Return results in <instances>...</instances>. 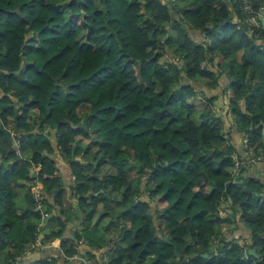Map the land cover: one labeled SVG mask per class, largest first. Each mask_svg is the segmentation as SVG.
<instances>
[{
	"label": "trees",
	"instance_id": "1",
	"mask_svg": "<svg viewBox=\"0 0 264 264\" xmlns=\"http://www.w3.org/2000/svg\"><path fill=\"white\" fill-rule=\"evenodd\" d=\"M262 9L0 0V126L18 139L0 132V264H60L79 241L114 247L108 264H264V28L245 21Z\"/></svg>",
	"mask_w": 264,
	"mask_h": 264
},
{
	"label": "crops",
	"instance_id": "2",
	"mask_svg": "<svg viewBox=\"0 0 264 264\" xmlns=\"http://www.w3.org/2000/svg\"><path fill=\"white\" fill-rule=\"evenodd\" d=\"M222 83L223 82L221 81L220 84H222ZM220 86L221 85H219L215 90H211V91L207 90L204 86H202V87L204 88V90H206V93L215 95V94H220ZM219 100H221L220 101L221 108H224L223 113L225 114L226 107L224 106V99L219 98L218 101ZM220 114H221V112H220ZM60 166H62V169L64 172L67 171L65 165L63 166V164H61ZM60 166H59V168H60ZM103 222L101 223V225H103ZM77 227H78V223H74L73 225L70 226L69 231L71 232V230L73 231ZM115 234H116V232H114V235ZM54 241H58V243H59L58 239H55L52 242H54ZM80 242L81 241L77 242V246L75 247L76 253L73 256L74 260L66 261V263H70V264H108L109 258L114 257V254H111V256L109 257L108 252H107L108 251L107 249L114 248V247H98V249H96L95 247H87L85 244L80 243ZM58 245L55 247H52L51 249H54V250L59 249ZM25 255H27V257L32 256V254H30V253H26ZM61 264H64L63 261L61 262ZM141 264H147V263L143 262Z\"/></svg>",
	"mask_w": 264,
	"mask_h": 264
},
{
	"label": "rangeland",
	"instance_id": "3",
	"mask_svg": "<svg viewBox=\"0 0 264 264\" xmlns=\"http://www.w3.org/2000/svg\"><path fill=\"white\" fill-rule=\"evenodd\" d=\"M242 2H243V0H242ZM245 2V1H244ZM246 8V7H245ZM248 17V16H247ZM245 21L247 22V23H249L248 21H247V18L245 19ZM198 98L199 97H197V99L196 100H198ZM220 101L221 100H217L215 103H214V106H213V110L214 111H216L217 112V114H219V111L221 112V114H224L223 112H224V108H221V104H220ZM15 114V113H14ZM15 116V115H14ZM8 127V128H7ZM6 128L7 129H12L13 128V125H12V123L11 124H9L8 126H7ZM9 133L11 134V141H10V143L14 146V147H18V142H17V140L18 139H16V135L14 134V133H12V132H10L9 131ZM14 138H15V140H14ZM77 140H76V144H78V145H82V146H84L85 144H86V142L87 141H85V140H82V139H80V138H76ZM28 156V154L27 153H25V154H23V157H27ZM24 160H25V158H23ZM18 167L19 168H22V165L21 164H18ZM35 172L36 171H38V168H35V169H33ZM18 182H19V180H18ZM24 182V181H23ZM36 183H38L37 181H35ZM35 182H30L29 183V181H28V183H25L24 182V184H26L27 186H29V189L30 188H32L31 186L35 183ZM37 187L38 188H40L41 187V184H37ZM31 193V192H30ZM41 199V198H40ZM40 206V205H39ZM40 226V225H39ZM228 226H230V225H228ZM225 228H226V226H224ZM53 246L52 247H55V246H57L59 243H58V241H54L53 243ZM57 248V247H56ZM40 248H36V250H39ZM61 253V255H62V252H60ZM108 255H109V257L111 256V254L110 253H108ZM44 256V255H43ZM63 256V255H62ZM66 258L67 257H64L63 256V259H64V261H63V263L65 262V261H72V260H74V257H68L69 258V260H66ZM49 258H47V260H48ZM110 259H112V258H109V261H110ZM61 264V263H60ZM66 264H70V263H66Z\"/></svg>",
	"mask_w": 264,
	"mask_h": 264
},
{
	"label": "built area",
	"instance_id": "4",
	"mask_svg": "<svg viewBox=\"0 0 264 264\" xmlns=\"http://www.w3.org/2000/svg\"><path fill=\"white\" fill-rule=\"evenodd\" d=\"M247 21L249 22V24L251 25H254L255 27H258L260 25V21L258 20V13L254 14L252 13L248 18H247ZM238 164L235 163L234 165V170L237 168ZM37 184L38 183H34L30 188V192H31V195H32V198L34 199L35 201V209L39 210L41 212V218H42V221L44 220V218L47 216V213L42 211V206H41V203H39V200H40V188L37 187ZM40 205V206H39ZM53 242H50L49 245L48 244H41V243H36V246L40 249H46V248H52ZM48 246H51V247H48ZM66 260H69V258L67 257Z\"/></svg>",
	"mask_w": 264,
	"mask_h": 264
},
{
	"label": "water",
	"instance_id": "5",
	"mask_svg": "<svg viewBox=\"0 0 264 264\" xmlns=\"http://www.w3.org/2000/svg\"><path fill=\"white\" fill-rule=\"evenodd\" d=\"M229 17H232V13L229 14ZM258 20L260 21L261 26L264 28V9H262V10L259 11V13H258ZM14 113L16 115V109L14 110ZM0 132H2L4 134L7 142L10 143V141H11V134L9 133V131L6 130V129H4L2 126H0ZM47 232H48L47 230L44 231V234H46ZM174 254L177 257H179L178 253L176 252V249H174ZM247 254L257 257V255L255 254V250L254 249L247 250Z\"/></svg>",
	"mask_w": 264,
	"mask_h": 264
}]
</instances>
